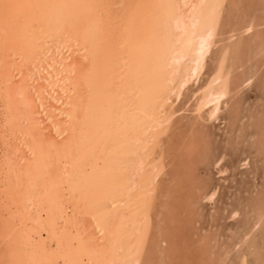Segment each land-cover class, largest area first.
<instances>
[{
	"label": "bare ground",
	"instance_id": "obj_1",
	"mask_svg": "<svg viewBox=\"0 0 264 264\" xmlns=\"http://www.w3.org/2000/svg\"><path fill=\"white\" fill-rule=\"evenodd\" d=\"M0 264H264V0H0Z\"/></svg>",
	"mask_w": 264,
	"mask_h": 264
},
{
	"label": "rangeland",
	"instance_id": "obj_2",
	"mask_svg": "<svg viewBox=\"0 0 264 264\" xmlns=\"http://www.w3.org/2000/svg\"><path fill=\"white\" fill-rule=\"evenodd\" d=\"M248 96H251V94H248ZM235 159H236V157L232 158L233 162L235 161ZM249 167L250 166H247L246 168L238 169L235 171H229L226 174V177H225L226 181L224 180L222 182V188L220 189L219 193L216 195L215 201L212 204L210 203L208 207L206 206L207 212L213 213L216 209L221 208V205L223 206V204H224V206H225V203H223V200L224 201L226 200V203L229 204L230 206H232L235 204V202H236L235 200H237L238 197H240L241 195H244L243 190H245V189L240 188L241 185H239L242 183L241 176L239 174H240V172H244V171H246L247 172L246 174H248L250 172ZM243 180L245 181L247 179H243ZM259 181H258V179H256L255 182L257 183ZM246 187L248 190V186H246ZM230 196H231V198H230ZM226 197L229 199H225ZM240 221H242V219L239 217L237 219L230 220L228 222L229 223L228 225H229V227H234L235 225L240 224Z\"/></svg>",
	"mask_w": 264,
	"mask_h": 264
}]
</instances>
